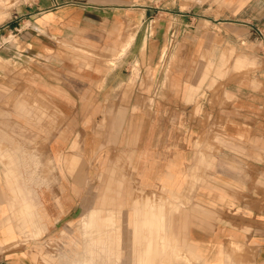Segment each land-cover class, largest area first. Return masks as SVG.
<instances>
[{
  "label": "crops",
  "instance_id": "1",
  "mask_svg": "<svg viewBox=\"0 0 264 264\" xmlns=\"http://www.w3.org/2000/svg\"><path fill=\"white\" fill-rule=\"evenodd\" d=\"M10 20L0 264H57L41 250L81 219L99 236L74 264H264V74L218 77L251 40L264 57V0H26Z\"/></svg>",
  "mask_w": 264,
  "mask_h": 264
},
{
  "label": "rangeland",
  "instance_id": "2",
  "mask_svg": "<svg viewBox=\"0 0 264 264\" xmlns=\"http://www.w3.org/2000/svg\"><path fill=\"white\" fill-rule=\"evenodd\" d=\"M24 1L26 0H0V34H4L6 32L7 27L11 21L10 19L14 18L15 14L18 11V6ZM259 44L260 41L255 40H251L250 45L245 44V46L250 49V55L242 50L236 51L234 49H231L229 55L224 54L220 56V67L218 72L219 79H224L230 75V77L233 76L234 80L235 78L237 80L239 76H242L244 71L247 74H251L252 78L260 70H263L264 74V57L259 54L261 48V46L259 47ZM173 60V63H178V57H175ZM139 195L142 199L149 198L148 195H144L142 191H140ZM151 200L155 205L156 200ZM149 201L150 200L148 199L147 203ZM147 203L144 204L145 207L148 206ZM90 226H88V228H90ZM83 228L84 226L82 224V221L80 220L76 223V231H74L72 235L70 234L68 236L66 233H63L64 236L62 239L64 243L62 245H60V243L51 245V242H48V245H46V247L41 250L42 254H44V256H46L48 259H50L52 256L54 257V259L58 258L57 264H74L76 261H81V263H83L82 261L85 258L82 255V247L69 249V247L74 245L72 243L73 240L76 239L81 241L83 240L84 235V240H87V242H89V238H91L92 241L94 240L97 242L99 236L98 232L96 233L89 230H81Z\"/></svg>",
  "mask_w": 264,
  "mask_h": 264
},
{
  "label": "bare ground",
  "instance_id": "3",
  "mask_svg": "<svg viewBox=\"0 0 264 264\" xmlns=\"http://www.w3.org/2000/svg\"><path fill=\"white\" fill-rule=\"evenodd\" d=\"M107 182H108V181H107ZM53 184H54V183H53ZM108 185H109V184H108ZM112 187H113V186H112ZM76 193H77V192H76ZM77 194H78V193H77ZM96 195H97V194H96ZM108 203H109V202H108ZM110 207H111V206H110ZM133 210H134V209H133ZM138 214H139V213H138ZM135 215H136V214H135ZM145 215H146V214H145ZM145 215H144V216H145ZM85 216H86V215H85ZM91 217H92V216H91ZM147 217H148V216H147ZM147 217H146V219H147ZM157 217H158V216H157ZM137 218H138V217H137ZM137 218H136V219H137ZM139 218H140V217H139ZM143 218H144V217H143ZM146 219H142V221H143L142 224H144V222H145ZM81 220H82V219H81ZM149 220H150V219H149ZM146 221H147V220H146ZM103 222H104V221H103ZM123 222H124V221H123ZM138 222H139V221H138ZM138 222H137V223H138ZM151 222H152V221H151ZM89 223H90V221H89ZM140 223H141V222H140ZM145 223L147 224V222H145ZM83 224H85V222H83ZM103 224H104V223H103ZM103 224H102V225H103ZM135 224H136V221H135ZM146 224H145V225H146ZM149 224H150V223L148 222V225H149ZM88 225H89V224H88ZM133 225H134V224H133ZM145 225H144V226H145ZM94 227H95V226H94ZM148 227H149V226H148ZM139 228H140V226H139ZM81 230H82V229H81ZM86 230H87V229H86ZM113 230H114V229H113ZM132 230H133V229H132ZM36 231H37V230H36ZM138 231H139V229H138ZM108 232H109V231H108ZM133 232H134V231H133ZM133 232H132V233H133ZM34 233H35V232H34ZM96 233H97V232H96ZM137 233L139 234V232H137ZM138 234H137V235H138ZM139 235H142V234H139ZM80 236H81V235H80ZM132 236H133V235H132ZM140 237H141V236H140ZM140 237H138V238H140ZM138 238H137V239H138ZM132 241H133V239H132ZM149 253H150V252H149ZM149 253H148V254H149ZM139 256H140V255H139Z\"/></svg>",
  "mask_w": 264,
  "mask_h": 264
}]
</instances>
